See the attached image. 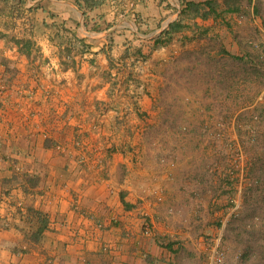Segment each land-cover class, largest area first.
I'll return each instance as SVG.
<instances>
[{
    "label": "crops",
    "instance_id": "1",
    "mask_svg": "<svg viewBox=\"0 0 264 264\" xmlns=\"http://www.w3.org/2000/svg\"><path fill=\"white\" fill-rule=\"evenodd\" d=\"M207 1L0 0V264L198 263L206 168L170 125L226 90Z\"/></svg>",
    "mask_w": 264,
    "mask_h": 264
},
{
    "label": "rangeland",
    "instance_id": "2",
    "mask_svg": "<svg viewBox=\"0 0 264 264\" xmlns=\"http://www.w3.org/2000/svg\"><path fill=\"white\" fill-rule=\"evenodd\" d=\"M220 2L225 9L214 14L218 30L214 34L218 54H223L219 68L229 75L226 90L199 92L200 106L190 109L199 123L170 126L197 143V157L206 168L199 178L203 187L191 192L193 197L197 192L208 198L198 212L202 214L198 237L204 236L205 246L197 264H206L218 238L225 258L216 264H264V0ZM187 112L164 108L160 116L184 117ZM154 126L147 121L144 127ZM230 213L231 220L224 225L222 220Z\"/></svg>",
    "mask_w": 264,
    "mask_h": 264
},
{
    "label": "built area",
    "instance_id": "3",
    "mask_svg": "<svg viewBox=\"0 0 264 264\" xmlns=\"http://www.w3.org/2000/svg\"><path fill=\"white\" fill-rule=\"evenodd\" d=\"M37 113H38L37 111H33L31 114L33 116H35ZM121 126L124 129H126V128H128L129 123L125 122L124 118H122ZM97 129H98V127L96 126L95 127L96 132H97ZM104 140H105V143L111 144L110 148L113 147L114 142L112 141V139L110 137L106 138V139L104 138ZM74 147H76L81 152L80 161L81 162L86 161L85 159L87 158L86 153H87V149H88V144H87V142H85V139L83 138L82 135L79 134V136L76 137V139L74 141ZM230 220H231V213L228 214L224 218V220H222V223L225 225L226 223L230 222ZM143 232L146 235L152 234L151 225L148 223H145L143 225ZM210 251H211V253L209 255V258H208L206 264H216V262L224 260L225 254H224V251L220 248V238L216 239V241L213 244V246L211 247Z\"/></svg>",
    "mask_w": 264,
    "mask_h": 264
},
{
    "label": "trees",
    "instance_id": "4",
    "mask_svg": "<svg viewBox=\"0 0 264 264\" xmlns=\"http://www.w3.org/2000/svg\"><path fill=\"white\" fill-rule=\"evenodd\" d=\"M208 7L210 8V11L215 14L216 16L220 15V11L217 9V1L216 0H208L207 2ZM180 27L179 24H171L169 29L166 31H163L154 41V47H158L161 45H164L171 39V33L173 31H176Z\"/></svg>",
    "mask_w": 264,
    "mask_h": 264
}]
</instances>
